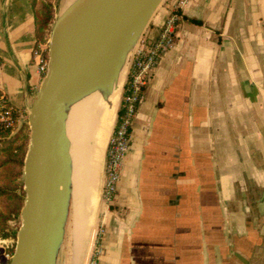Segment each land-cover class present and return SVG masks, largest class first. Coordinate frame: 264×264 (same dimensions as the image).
Instances as JSON below:
<instances>
[{
  "label": "crops",
  "instance_id": "0c3cea01",
  "mask_svg": "<svg viewBox=\"0 0 264 264\" xmlns=\"http://www.w3.org/2000/svg\"><path fill=\"white\" fill-rule=\"evenodd\" d=\"M174 1L144 34H156ZM38 45L29 0H0V92L20 121L41 82ZM106 137L95 142L101 176ZM97 220L98 264H264V0H186Z\"/></svg>",
  "mask_w": 264,
  "mask_h": 264
},
{
  "label": "water",
  "instance_id": "95a60500",
  "mask_svg": "<svg viewBox=\"0 0 264 264\" xmlns=\"http://www.w3.org/2000/svg\"><path fill=\"white\" fill-rule=\"evenodd\" d=\"M162 1L79 0L53 21L46 47V73L27 114L28 142L21 172L24 197L7 264H55L53 246L58 230L54 228V212L61 205L56 191L66 143L64 99L91 78L116 76L126 46L137 43L142 27ZM112 121L114 125L115 118Z\"/></svg>",
  "mask_w": 264,
  "mask_h": 264
},
{
  "label": "bare ground",
  "instance_id": "6f19581e",
  "mask_svg": "<svg viewBox=\"0 0 264 264\" xmlns=\"http://www.w3.org/2000/svg\"><path fill=\"white\" fill-rule=\"evenodd\" d=\"M78 1L73 3L74 1L67 0L63 7L74 5ZM135 46L136 42L126 46L116 76L103 80L91 78L82 88L64 99L66 143L59 161L56 191L61 205L54 212V228L58 230L53 246V259L56 264H80L82 261L91 232L88 215L92 209L96 187L91 185L88 178L92 175L96 184L95 142L107 135L108 116L119 96L124 71ZM67 200L70 201L71 210L64 228L62 218Z\"/></svg>",
  "mask_w": 264,
  "mask_h": 264
},
{
  "label": "built area",
  "instance_id": "2783aa9c",
  "mask_svg": "<svg viewBox=\"0 0 264 264\" xmlns=\"http://www.w3.org/2000/svg\"><path fill=\"white\" fill-rule=\"evenodd\" d=\"M185 2L186 0L172 2L156 34L151 37L143 33L133 50L128 67V86L121 104L122 113L114 122L105 150L100 195L103 203L107 206L116 192L117 183L122 173L124 159L129 149L130 124L140 102L143 88L148 83L159 58L174 44L180 9ZM32 55L36 71L42 79L46 73V48L43 44L38 45ZM17 118L18 115L11 106L0 104V132L12 129ZM4 254L6 256L4 258L9 260L10 257H7L6 253ZM100 255L101 246L96 242L93 255L86 264H98ZM4 264H7L6 260Z\"/></svg>",
  "mask_w": 264,
  "mask_h": 264
},
{
  "label": "trees",
  "instance_id": "16d2710c",
  "mask_svg": "<svg viewBox=\"0 0 264 264\" xmlns=\"http://www.w3.org/2000/svg\"><path fill=\"white\" fill-rule=\"evenodd\" d=\"M33 16L34 36L36 43H44L50 32L53 21L52 0H29ZM128 86V72L123 84L115 120L122 113V99ZM0 104L7 105L1 97ZM11 129L0 132V137L6 141L0 145V239L14 237L18 227L11 229V222L18 223L19 211L22 206V195L19 194L22 162L28 142V128L23 121L14 135Z\"/></svg>",
  "mask_w": 264,
  "mask_h": 264
},
{
  "label": "rangeland",
  "instance_id": "374dc122",
  "mask_svg": "<svg viewBox=\"0 0 264 264\" xmlns=\"http://www.w3.org/2000/svg\"><path fill=\"white\" fill-rule=\"evenodd\" d=\"M72 2L75 3V0H72ZM165 2H166V0H163L160 3V5L157 7L156 11L160 7H162L165 4ZM64 4L65 3H63V0H52V6H53V21L62 12H64L66 9L70 8L71 6H73V4H70L67 7H63ZM53 21H52V23H53ZM52 23L50 24V28H51ZM144 29H145V26H144V28L142 27L141 31L142 30L144 31ZM48 36H49V34H48ZM48 36H47V40H48ZM47 40L44 41V43H42L44 45V48L47 47ZM22 120L20 121L19 116H18L17 121L15 122L14 127L11 129L10 135H14V133L17 131V128L20 126V124L23 121H26V120H23V121ZM26 124H27V121H26ZM5 141L6 140L4 138H1L0 137V145L4 144ZM22 165H23V162H22ZM21 172H22V169H21ZM71 172H72V168H71ZM70 180H71V176H70ZM102 180H103V174L101 176V174H99V171H98V175H97V178H96V184H95L96 187H95L94 203H93V207H92V209H91V211H90V213L88 215L89 216V221L88 222H89V225H91V232H90V235H89V238L87 240L86 247H85V251H86V249H87V251L86 252L84 251V253L87 254L85 264L87 263L88 259L93 255V250H94V246H96V242L100 244L101 235L103 233L102 225H100L99 222H98V220H97L99 210L104 205L106 206V204L103 203V201L101 199V195H100L101 187H102ZM19 181H20L19 194L22 195V203H23L24 193H23V190H22L21 175H20ZM70 210H71L70 201L67 200L66 206H65V214H64V216L62 218V223L64 225V228H65V223H67L68 216L70 214ZM19 224H20V219H19V216H18V223L11 222V224H10L11 229L13 230L14 227H16V226L19 227ZM60 236H61L60 238L62 239V237H63V231L61 232V235ZM15 238H16V233H15V236L14 237H8L6 239H0V259L1 260H3V261L6 260V262H8V258L7 259L4 258V256H5L4 253L7 254V257H10L12 255L13 250H14V245H15ZM101 253H102V249H101Z\"/></svg>",
  "mask_w": 264,
  "mask_h": 264
}]
</instances>
